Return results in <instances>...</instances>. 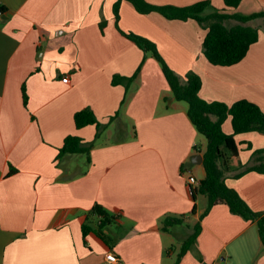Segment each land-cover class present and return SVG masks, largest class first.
I'll list each match as a JSON object with an SVG mask.
<instances>
[{
	"label": "crops",
	"instance_id": "1",
	"mask_svg": "<svg viewBox=\"0 0 264 264\" xmlns=\"http://www.w3.org/2000/svg\"><path fill=\"white\" fill-rule=\"evenodd\" d=\"M117 1L0 0V264H106L109 251L122 264H176L208 206L200 208L198 195L191 213V191L206 177L203 162L192 158L204 156L207 139L189 118L188 104L174 98L161 64L118 30ZM145 1L176 7L209 1L227 14L264 12V0H243L237 9L224 0ZM119 14L120 28L154 42L181 79L189 72L200 76L202 99L227 105L248 100L264 112V18L247 24L259 29L247 56L216 66L203 54L208 29L197 21L141 14L128 1ZM139 69L128 90L113 83ZM86 108L107 126L91 161L84 154L58 160L68 136L95 140V125H75V114ZM223 130L233 133L231 118ZM235 141L241 164H255L264 134L243 133ZM230 175L226 184L264 214V175ZM191 176L197 185L189 184ZM97 204L115 218L106 230L109 243L94 232L101 222L92 212ZM167 217L183 224L163 231ZM83 225L93 230L86 238ZM201 226L179 264H264L256 223L227 204L213 207Z\"/></svg>",
	"mask_w": 264,
	"mask_h": 264
},
{
	"label": "trees",
	"instance_id": "2",
	"mask_svg": "<svg viewBox=\"0 0 264 264\" xmlns=\"http://www.w3.org/2000/svg\"><path fill=\"white\" fill-rule=\"evenodd\" d=\"M122 1L130 2L135 10L141 14L159 13L170 20H195L208 29L203 41V54L207 60L216 66H233L241 62L248 54L251 46L259 40V29L250 25L249 22L264 18V12L242 15L239 13L227 14L219 12L209 1H202L187 7L171 5L156 6L145 0H118L113 8L116 25L121 34L134 42L145 52L150 53L162 66L163 74L177 101L188 104V115L196 129L207 139V150L203 156V167L206 177L198 187L192 189V198L195 202L192 214L196 213V201L198 195H203L208 200L205 212L200 216L197 224L192 228V233L181 246L176 264L196 242L204 218L213 207L219 203L229 206L231 213L239 215L247 221L256 223L261 242L264 246V214L253 211L241 198L239 193L226 184V179L234 172V178H240L248 172H258L264 175V149L255 150L253 153V165H242L239 158V149L235 136L248 132L264 134V112L255 103L248 100H239L232 105L223 102H208L200 97L202 81L199 75L189 72L184 79L175 73L158 50L157 45L151 40L134 33H127L119 26L120 5ZM243 0H224L229 9H237ZM234 20L239 22L235 26H227L226 22ZM106 22L101 23V31L104 33ZM140 69L132 77L115 76L113 83L125 86L126 90L135 81ZM23 103L28 106V95L25 85L22 87ZM117 113L116 116H118ZM231 118L233 133L226 134L223 130L225 121ZM114 117L111 118V122ZM75 125L78 129L95 125L97 134L91 143H84L77 136H68L63 147L59 150L57 159L60 160L68 155L84 154L90 162L91 151L97 141L102 138L103 130L107 127L102 125L91 109L86 108L77 112L74 116ZM16 169H11V174ZM92 212L101 217L98 229L94 232L105 242L109 243L106 230L115 223V218L107 210L97 204ZM183 224V220L167 217L162 222V230L168 231L170 227ZM83 236L86 238L93 230L87 226L82 227Z\"/></svg>",
	"mask_w": 264,
	"mask_h": 264
},
{
	"label": "built area",
	"instance_id": "3",
	"mask_svg": "<svg viewBox=\"0 0 264 264\" xmlns=\"http://www.w3.org/2000/svg\"><path fill=\"white\" fill-rule=\"evenodd\" d=\"M63 81L65 83H68L69 82V77L67 76V77L63 78ZM189 184L194 186V185L198 184V181L195 179V177L191 176L189 178ZM105 260H106V264H122L121 259L113 251H109L106 254Z\"/></svg>",
	"mask_w": 264,
	"mask_h": 264
},
{
	"label": "rangeland",
	"instance_id": "4",
	"mask_svg": "<svg viewBox=\"0 0 264 264\" xmlns=\"http://www.w3.org/2000/svg\"><path fill=\"white\" fill-rule=\"evenodd\" d=\"M235 22L233 21H227L226 24L227 26L233 25ZM208 203V200L206 197L201 196L200 197V201H199V206L200 208H203L204 206H206V204ZM196 221L194 219H192V221L189 223L191 227H193L195 225Z\"/></svg>",
	"mask_w": 264,
	"mask_h": 264
},
{
	"label": "water",
	"instance_id": "5",
	"mask_svg": "<svg viewBox=\"0 0 264 264\" xmlns=\"http://www.w3.org/2000/svg\"><path fill=\"white\" fill-rule=\"evenodd\" d=\"M192 162L194 164H197V165H200L202 164L203 162V157L201 155H195L193 158H192Z\"/></svg>",
	"mask_w": 264,
	"mask_h": 264
}]
</instances>
